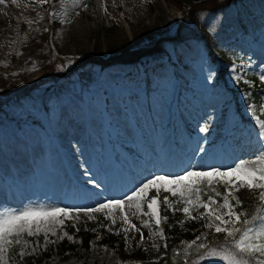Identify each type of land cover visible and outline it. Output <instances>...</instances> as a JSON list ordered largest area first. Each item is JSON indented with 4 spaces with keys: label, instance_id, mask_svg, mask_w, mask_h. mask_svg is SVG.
<instances>
[{
    "label": "rangeland",
    "instance_id": "rangeland-1",
    "mask_svg": "<svg viewBox=\"0 0 264 264\" xmlns=\"http://www.w3.org/2000/svg\"><path fill=\"white\" fill-rule=\"evenodd\" d=\"M137 1L140 7L122 18L124 5L120 2L116 9L110 0H5L0 4V217L26 208L58 206L71 210L66 217H45L33 223V234L22 233L18 244L13 238L0 264H20L29 258L35 259L34 264H154L160 247L169 244L163 227L168 210L177 211L182 219L178 224L180 249L197 236L215 233L205 227L208 221L201 216L203 208L192 212L195 218L185 216L174 210L183 207L178 197L160 186L154 205L158 226L142 214L148 211L146 204L136 215H131L134 208L125 207L130 224L123 223L118 209L111 215L108 210L87 209L124 199L146 180L161 175L166 169L157 160L161 143L171 149L174 171L182 170L187 161L198 164L201 170H224L230 155L242 154L245 161L264 160V154H258L264 144L250 112V106L256 109L258 101L264 104V95L258 94L259 98L247 106L243 94L236 100L226 92V85L233 87L238 81L251 88L248 76L255 77L264 90V26L235 41L237 59L222 66L225 81L216 77L221 69L196 42L184 49L171 44L167 53L144 64L117 63L92 67L91 73L83 72L86 67L74 71L82 58L108 61L122 48L139 50L152 38L177 36L184 11L202 0ZM236 11L212 15L211 23L229 28ZM74 23H80L85 31L76 34ZM75 40L81 45H74ZM56 73L64 74V81L55 84L58 88L62 83L59 94L51 91L52 85L48 87ZM177 74L188 81L180 80ZM39 82L44 86L37 87ZM33 84L37 88L25 94ZM10 96L13 99L7 100ZM233 102L247 106L249 121L237 115ZM174 104L177 113L169 119ZM181 115L189 121L194 118L197 125L205 119L208 130L201 132L205 127L199 125L185 128ZM221 122V136L214 140V129ZM188 139L200 146L199 153L190 150ZM38 144L52 152L61 150L67 169L75 176L70 187L65 185V177L55 178L56 170L64 167L57 164L60 154L47 155L39 165L30 160L32 156L17 159L18 149L27 151ZM99 152L107 153L109 166L99 161ZM14 167L17 178L8 174ZM109 175L111 185L102 183ZM153 195L155 188L150 189L148 198ZM165 196L169 204L163 203ZM145 221L149 227H144ZM83 229L90 234L88 244L83 241ZM62 244L72 249L63 251ZM198 263L225 264L206 254Z\"/></svg>",
    "mask_w": 264,
    "mask_h": 264
},
{
    "label": "snow or ice",
    "instance_id": "snow-or-ice-1",
    "mask_svg": "<svg viewBox=\"0 0 264 264\" xmlns=\"http://www.w3.org/2000/svg\"><path fill=\"white\" fill-rule=\"evenodd\" d=\"M4 2L5 0H0V4ZM12 2L15 3L16 0H12ZM44 2L47 0H41V3ZM261 79L264 80V76ZM250 110L255 125L258 126L260 142L264 144V115H261L264 114V104L258 101L257 108L252 109L250 106ZM200 131H207V128H201ZM200 151L203 149L201 148ZM214 185L223 186L225 191H216ZM160 186L172 197H178V202L183 204L182 209L174 210H180L185 216L195 218L192 217V212L203 208L204 212L201 213V216L208 221L205 227L214 230L217 234H223L222 245L218 239L209 243L206 237L197 236L185 246V255L190 250H195L201 256L206 254L209 257H216L225 264H264V160L254 162L241 159L224 170L211 168L188 170L177 175H156L132 190L124 199L108 200L95 208L87 209V211L103 212L108 210L111 215L114 209H118L122 214L123 223L130 224L128 215L124 214L125 207L134 208L135 211L131 215H136L142 211V207L146 204L148 211L142 214L148 216L150 220H155L158 226L160 221L154 205L157 204V198L161 191ZM153 188L156 189V195L149 199V191ZM206 189H211L212 194L203 199ZM239 190L258 193L256 198L260 206L256 209V215L251 216V219L248 218L251 213L246 214L237 209V206L243 203L240 198L234 195ZM233 201L235 202L233 203ZM163 203L169 204L168 196L163 198ZM70 211V209L56 206L47 210L26 208L5 213L3 217H0V261L5 259L8 247L13 244V238L18 244V238L22 233L33 234V223L38 224L45 217H66ZM131 227H135V225H131ZM144 227H149L147 221L144 222ZM136 230L140 231L139 228ZM142 238L143 234H141ZM198 241L200 242L198 243ZM245 257L251 259L246 260Z\"/></svg>",
    "mask_w": 264,
    "mask_h": 264
},
{
    "label": "trees",
    "instance_id": "trees-1",
    "mask_svg": "<svg viewBox=\"0 0 264 264\" xmlns=\"http://www.w3.org/2000/svg\"><path fill=\"white\" fill-rule=\"evenodd\" d=\"M227 8L230 11L232 9H237L236 15L231 22V30L228 28H215L211 23L210 16L219 14L221 11ZM245 20H247L245 22ZM264 23V0H203L199 3H192L184 16L183 23L179 25V31L177 33L176 42L180 44H188L190 41L196 40L200 41L205 49L207 50L211 60L215 63H219L221 60H227L228 54L232 47L230 46L231 35L235 33L247 32L250 29H254L258 24ZM212 29V31H209ZM231 33V34H228ZM168 41H173L167 36H160L157 39H153L148 46L141 48L139 50L128 51L123 50L122 54H114L108 61L103 59L88 57L81 61V63L76 66V70L83 69L84 67L98 65L101 67H106L109 64L133 62L141 63L143 58L147 60V57L158 53H164ZM231 58V57H230ZM88 72V70H87ZM221 76L224 73L220 74ZM62 78L61 75H52L50 84H56ZM33 84L31 90L39 86L44 85L42 82L37 84V87ZM239 89L247 93V88L245 84H239ZM258 83L250 90L252 93L250 96L254 97L256 91L259 90ZM27 90V92L31 91ZM61 91V88L56 87V92ZM221 192H224L221 191ZM237 197L240 198L243 203L237 206L238 210L244 211L246 214L251 213L248 216L256 215V209H258L255 203L256 199L247 190H241L237 193ZM167 220L165 221L164 228L168 236V245L160 247V255L158 261L154 264H194L192 263L197 257V252L195 250H190L187 255L184 253V248L180 249L178 247V241L180 236V218L178 216L170 215L167 211ZM85 229V227H84ZM83 229V241L88 244L90 234L85 232ZM223 234H212L208 237L207 241L211 243L214 239H218L219 243H223ZM62 244L60 249L66 251L67 249H72L71 246H65ZM178 247V249L176 248ZM48 255V254H47ZM35 259L29 258L20 264H34ZM39 261V259L37 260Z\"/></svg>",
    "mask_w": 264,
    "mask_h": 264
},
{
    "label": "bare ground",
    "instance_id": "bare-ground-1",
    "mask_svg": "<svg viewBox=\"0 0 264 264\" xmlns=\"http://www.w3.org/2000/svg\"><path fill=\"white\" fill-rule=\"evenodd\" d=\"M110 1L112 2V0H110ZM120 2L119 1L115 2L114 1V2H112L111 6H114L117 9V7L120 4L124 5L125 13H123L121 15V18L124 17V16H128L131 13V9L132 8L135 11V9L140 7V4L138 3V1L134 2V0H123V1H120ZM221 12L227 13V12H229V9L224 8ZM73 30L75 31L76 34H82L85 31V29L83 28V26L80 23H74ZM76 42H79L80 45H81V42L77 41V40L74 41V45H75ZM69 43H71V42H68V44ZM71 46H73V45H71ZM123 50L132 51V50H129V49H126V48H122L117 53L118 54L119 53L122 54ZM262 50H264V48ZM158 57H159L158 54H154V55L149 56L147 58H148V60H154V59H157ZM119 64L135 66V63H133V62H125V63H119ZM214 130L219 133V128L217 126L215 127ZM185 141H187V138L185 139ZM189 141L190 140L188 139V144L191 146L190 150H195L194 153H199L198 152V148H200V146L197 145V143H194L192 141L189 142ZM247 145H248V142L244 145V147L247 146ZM33 148L34 149L27 150V151H22V152L20 151V149H18L17 152H16L17 159H19V160H23V159L29 160L30 158L33 157V159H30V160H32V162L34 160L35 163H38V165H39L40 162H42V159L44 157H47V155H50V154L52 155L54 153H58V154H60V156H59L57 164L60 163V165H61V163H62L64 167H62V171L60 169L56 170V177L55 178H56V180H60L61 176H62V177H65V179H64L65 185H68L70 187V185L73 184V182L75 181V176L73 175V173L71 171H69L67 169V166L65 165V158H64L63 153L61 152L60 149H56L54 152H52L50 149L46 148L45 145H43V144H38L37 146H34ZM170 151H171V149L168 146H166L165 144H162V143H161L160 149L157 151L159 153V156H157V160L159 162H161L162 165L165 166V168H166V169L161 171V175H177V174H181V173H183L185 171H188V170H201V168H200L201 166H199L198 164H195V163H193L191 161H187L186 163L183 164L184 167H183L182 170L180 169V171H178V170L174 171L176 165H173L170 162V156H169ZM258 154H264V146L261 147V150L258 152ZM230 157H231V160H227L225 162V164H224L225 168L233 166L236 162H238L243 157V155L240 154L237 157H234L233 155H230ZM27 158H29V159H27ZM97 158L99 159V161L104 160L106 162L107 166H109V157H108L106 152L104 154H102V155H100V152H99V154L97 155ZM6 159H2V162H5ZM0 162H1V160H0ZM169 162H170V165H167V163H169ZM0 165H1V163H0ZM128 165H130V167H133V165H131V163H129ZM60 172H64L65 175L63 176ZM8 174L13 176V177H15V178H17L19 176V174L17 172V168H15V167L10 169V170H8ZM113 175H115V173ZM158 175H160V174H158ZM0 176H1V174H0ZM109 177H110V175L108 177L107 176L104 177L102 179V183L104 182V184L108 183V185H111V183L109 182V179H108ZM61 184H63V182ZM118 185H119V188H122V183H120ZM112 193L115 194V192H112ZM14 198L17 201L20 200L19 195L17 193H14ZM139 234H140V232L137 233V235H139Z\"/></svg>",
    "mask_w": 264,
    "mask_h": 264
}]
</instances>
